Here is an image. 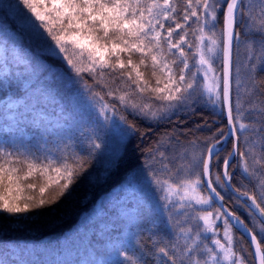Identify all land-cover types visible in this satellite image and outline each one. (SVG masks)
<instances>
[{
  "label": "snow or ice",
  "instance_id": "snow-or-ice-1",
  "mask_svg": "<svg viewBox=\"0 0 264 264\" xmlns=\"http://www.w3.org/2000/svg\"><path fill=\"white\" fill-rule=\"evenodd\" d=\"M256 59L264 61V7L257 26L246 0H183L182 7L179 0H0V86L43 92L64 81L87 103L90 120V131L55 152L0 146V217L11 227L54 212L81 181L93 182L97 165L105 175L124 166L133 138L147 135L137 121L167 124L171 132L139 149L141 163L121 186L135 194L143 181L159 193L166 230L137 224L128 242L114 245L112 264H264V143L251 173V153L240 150L250 131L264 141V106L242 97V70L255 86ZM201 112L224 127L196 121ZM236 169L252 188L233 185ZM225 192L244 219L225 206ZM233 228L247 235L250 259L234 250ZM145 231L167 243L145 251Z\"/></svg>",
  "mask_w": 264,
  "mask_h": 264
},
{
  "label": "trees",
  "instance_id": "trees-1",
  "mask_svg": "<svg viewBox=\"0 0 264 264\" xmlns=\"http://www.w3.org/2000/svg\"><path fill=\"white\" fill-rule=\"evenodd\" d=\"M181 7L183 0H179ZM249 5L252 15L255 17V24L258 26L261 21V7H264V0H246ZM257 41L259 34L254 33ZM257 53H259V44H257ZM249 52L246 46H241L239 53V63L243 65L246 63V57ZM50 64L55 65L57 70L61 67V62L58 60H51L45 57ZM254 63L257 64V71L255 74L256 85L253 86L249 83L248 77L243 74L241 79L246 85L242 92V97L248 103L256 102L255 106L260 108L264 106V61L256 59ZM2 75H0L1 77ZM85 78L88 79L85 74ZM0 80H2L0 78ZM92 81L89 79V83ZM251 88V94H248V89ZM7 96L11 99H22L24 103L33 106L38 110L47 113V118L42 117L30 118L22 117L19 110L5 109L0 107V125H5L0 128V146H10L18 148L21 151L35 153L42 155L46 152H55L57 148L63 147L65 141L71 142L80 138L85 131H90V128L85 126L90 123L88 105L83 98L77 93L76 89L64 81H57L56 83L46 86L43 92H37L35 89L28 91L22 88H17L15 85L11 89L0 86V102ZM59 99L60 109L62 113L57 110ZM26 104V105H27ZM255 118V117H253ZM132 117L129 116V120ZM196 121L202 120H217L220 127H224V122L216 116L210 115L208 112L198 113L194 117ZM141 132H146V136H137L133 138L128 153L125 157L124 166L118 171L110 175H105L103 170L97 165L93 171V182L88 180L81 181L73 195L59 203V206H53L56 210L52 213L44 215H36L32 217L27 223L12 224L8 226V221L4 217H0V260H3L2 255L4 251L7 255L10 254L8 245H15L20 248V254L14 261L16 264L23 262L24 264H68L67 256H75L74 260L79 259V249L82 247L81 234L87 231L103 232L102 227L99 226L100 222L113 224L115 217L118 216V203L121 190L115 196L113 189L125 185L127 178H130L129 173L132 169L138 168L142 155L140 148H146L153 144L155 140L161 136V133L168 131L171 132L172 125H160L159 127L149 126L143 121H137ZM65 126V131L69 135L62 134V128ZM213 130L216 125H212ZM257 127L256 125L252 126ZM203 137L208 135L207 132L197 133ZM113 136V135H112ZM245 136H247L245 134ZM71 138V139H70ZM166 139L165 137H161ZM248 142L243 144L240 150H248L251 155L249 156L251 173L257 168V165L252 162V155L259 156V147L264 143L260 139V134L255 131L248 132ZM183 139V138H181ZM231 142H229L221 155H225L231 151ZM248 147V149H246ZM253 168V169H252ZM99 175L100 179L97 181L95 177ZM254 181L241 176V170H235V177L233 179L234 186H245L252 188ZM127 187V185H126ZM141 182L139 193L144 199V205L155 204L158 200H154L151 196V187ZM256 194L259 190L254 189ZM155 192V191H154ZM112 193L111 195H108ZM119 194V196H117ZM225 195V206L231 210H235L242 219L245 218L246 212L243 207L237 206L231 198L230 192L223 193ZM100 202V211H95V205ZM181 220L184 217L180 218ZM164 219L159 220L156 225H159V231L164 232L166 225L163 223ZM155 218L149 213L140 214L136 223L132 226L133 232L137 231L136 225H142L145 229L151 228ZM248 222L247 220L245 221ZM155 230V229H154ZM107 230H105L106 232ZM132 232V233H133ZM81 233V234H80ZM92 238H98L96 234L92 233ZM149 233L145 231L141 237V245L147 252H154L156 247L163 246L167 241L156 240L153 242L149 238ZM91 241V240H89ZM234 250L248 259L251 252V246L246 238L238 231L234 230ZM175 242V241H173ZM209 244V240H205ZM31 252V255L23 254V251ZM56 255H60L57 260ZM64 257V258H62ZM57 261V262H56ZM147 264H154L153 259H148Z\"/></svg>",
  "mask_w": 264,
  "mask_h": 264
},
{
  "label": "rangeland",
  "instance_id": "rangeland-1",
  "mask_svg": "<svg viewBox=\"0 0 264 264\" xmlns=\"http://www.w3.org/2000/svg\"><path fill=\"white\" fill-rule=\"evenodd\" d=\"M2 80L4 79L3 76L0 77ZM56 102H58V108L57 110L59 113H62V107L60 109V103L59 99H56ZM27 104V103H26ZM22 99H11L9 96H7L5 99H3L0 102V107H4L5 109H14L19 110L22 117H30L32 118H38L42 117L43 119L47 118V113L38 110L37 108H34L33 106H29V104L26 105ZM63 114V113H62ZM5 125H0V128H3ZM65 126L62 128V134L65 133L66 135H69V131H65ZM65 132V133H64ZM113 136H117L118 133L115 129L112 130L110 133ZM247 142L249 140L248 133H246ZM230 148L232 149V143ZM248 149V147L246 148ZM253 169V168H252ZM126 187V184L124 185ZM149 188V187H148ZM121 190V187H117L113 189L114 194L110 193L108 195L115 196L116 193ZM139 190L135 192V194H131L129 192H121V195L119 196L118 203V216L115 217V220L113 224H107L105 222H100L99 226L102 227L103 232L101 231H87L85 234L80 235V239L82 240L83 248L81 247L79 249V259L74 260L75 256H67L68 264H100L101 261L104 262V264H112V262L116 261L118 257L113 251L114 245L121 242H128L131 238L133 228L132 226L136 223V220L140 214L149 213V215H153L155 218V223H158L159 220L164 219L163 215L161 214V201H157L155 204H147L144 205V199L140 196ZM151 196H153L154 200H158L159 193L156 191H152ZM100 202H98L95 205V211H100ZM216 208V205H213L211 208H208L207 206L204 207V210L206 211H214ZM202 214V213H201ZM34 217V216H33ZM182 218V217H180ZM32 219V218H31ZM158 221V222H157ZM219 223V222H218ZM201 228L203 226L202 222H200ZM19 225V224H17ZM105 230H107L105 232ZM219 231L220 236L222 238L223 236V225L222 223H219ZM92 233L96 234L98 237L92 238ZM210 235V234H209ZM232 235L234 238V229L232 230ZM91 240V241H89ZM210 244V240H209ZM7 248L10 250V254L7 255L4 251V254L2 255L3 260L5 261V264H16L14 261L18 258L20 254V248L16 247L15 245H8ZM23 254L31 255L30 251L24 250ZM57 260L60 259V255H56ZM64 258V257H62ZM57 262V261H56ZM20 264H24L23 262H19Z\"/></svg>",
  "mask_w": 264,
  "mask_h": 264
},
{
  "label": "water",
  "instance_id": "water-1",
  "mask_svg": "<svg viewBox=\"0 0 264 264\" xmlns=\"http://www.w3.org/2000/svg\"><path fill=\"white\" fill-rule=\"evenodd\" d=\"M218 206V205H217ZM236 229V228H235ZM237 230V229H236ZM238 232H240L239 230H237ZM241 233V232H240ZM246 239H247V241L249 242V239H248V237H247V235L246 234H244L243 235ZM249 244H250V242H249ZM251 245V244H250ZM252 247V246H251ZM252 251H253V248H252Z\"/></svg>",
  "mask_w": 264,
  "mask_h": 264
}]
</instances>
